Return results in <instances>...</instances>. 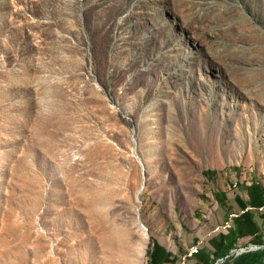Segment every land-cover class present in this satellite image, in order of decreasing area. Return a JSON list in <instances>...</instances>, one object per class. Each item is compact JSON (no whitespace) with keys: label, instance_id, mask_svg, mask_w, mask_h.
<instances>
[{"label":"rangeland","instance_id":"374dc122","mask_svg":"<svg viewBox=\"0 0 264 264\" xmlns=\"http://www.w3.org/2000/svg\"><path fill=\"white\" fill-rule=\"evenodd\" d=\"M262 193L264 0H0V264H150Z\"/></svg>","mask_w":264,"mask_h":264},{"label":"crops","instance_id":"0c3cea01","mask_svg":"<svg viewBox=\"0 0 264 264\" xmlns=\"http://www.w3.org/2000/svg\"><path fill=\"white\" fill-rule=\"evenodd\" d=\"M229 205L227 208L218 207L221 220L226 218V213L230 208L237 211V214L232 219H226L225 221L230 222V226L224 228L222 224L219 232L214 230L196 240L188 236L182 243L178 241L176 233L171 234L163 231L156 233L148 255L150 264H211L214 259L232 257L234 251H237L236 255L244 252L242 247L245 245L258 243L259 239L264 237L263 193L252 194L248 200L235 197L231 199ZM196 243H198L197 252L192 256H185L189 247ZM251 251L248 250L249 253L246 256L232 258L231 261L228 259L222 264H256L257 260H254L256 255ZM136 257L133 259L135 264H140L139 251H137ZM133 260L131 259V262ZM215 263L217 264V262Z\"/></svg>","mask_w":264,"mask_h":264},{"label":"built area","instance_id":"2783aa9c","mask_svg":"<svg viewBox=\"0 0 264 264\" xmlns=\"http://www.w3.org/2000/svg\"><path fill=\"white\" fill-rule=\"evenodd\" d=\"M230 223L228 221H225L224 224L222 225V227H229ZM194 245H198V243L194 244ZM196 252H192V245L189 247V249L187 250L185 256H192L193 254H195ZM234 254H237V251H234ZM227 257V256H226ZM217 262V261H216Z\"/></svg>","mask_w":264,"mask_h":264},{"label":"bare ground","instance_id":"6f19581e","mask_svg":"<svg viewBox=\"0 0 264 264\" xmlns=\"http://www.w3.org/2000/svg\"><path fill=\"white\" fill-rule=\"evenodd\" d=\"M142 187H143V186L140 184V186H139L137 192H140L141 189H142ZM139 224H140L141 227L144 229V225H143L140 221H139ZM197 250H198L197 245H193V246H192V252H197Z\"/></svg>","mask_w":264,"mask_h":264},{"label":"trees","instance_id":"16d2710c","mask_svg":"<svg viewBox=\"0 0 264 264\" xmlns=\"http://www.w3.org/2000/svg\"><path fill=\"white\" fill-rule=\"evenodd\" d=\"M208 173H209V172H207V171L205 172V174H208ZM146 255L148 256V255H149V252H147Z\"/></svg>","mask_w":264,"mask_h":264}]
</instances>
